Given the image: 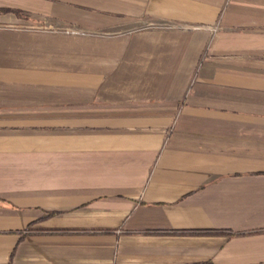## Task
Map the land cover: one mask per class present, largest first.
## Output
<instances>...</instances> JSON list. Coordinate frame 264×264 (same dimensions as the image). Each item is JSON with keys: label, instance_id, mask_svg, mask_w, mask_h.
<instances>
[{"label": "crops", "instance_id": "1", "mask_svg": "<svg viewBox=\"0 0 264 264\" xmlns=\"http://www.w3.org/2000/svg\"><path fill=\"white\" fill-rule=\"evenodd\" d=\"M0 264H264V0H0Z\"/></svg>", "mask_w": 264, "mask_h": 264}, {"label": "trees", "instance_id": "2", "mask_svg": "<svg viewBox=\"0 0 264 264\" xmlns=\"http://www.w3.org/2000/svg\"><path fill=\"white\" fill-rule=\"evenodd\" d=\"M6 11V10H5Z\"/></svg>", "mask_w": 264, "mask_h": 264}]
</instances>
